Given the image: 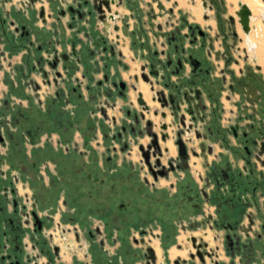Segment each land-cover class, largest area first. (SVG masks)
I'll return each mask as SVG.
<instances>
[{"label": "rangeland", "instance_id": "rangeland-1", "mask_svg": "<svg viewBox=\"0 0 264 264\" xmlns=\"http://www.w3.org/2000/svg\"><path fill=\"white\" fill-rule=\"evenodd\" d=\"M7 1L6 4L13 2L10 9L15 8L11 18L6 16L8 19L25 14L24 3L21 4L19 0ZM69 1L53 0L51 4L49 0H37L36 4H33L34 10L38 12L42 6H45L47 17L45 23L40 17H37L35 22L41 32L38 34L37 43L38 48L40 47L37 72L33 75L41 86L40 94L46 97L44 104L38 108L43 111L48 108L54 123L59 125L39 133L35 140L28 138L26 148L29 158L27 160L20 157L9 162L5 156L0 168L11 172L13 181L22 196L26 198L28 195L31 198L30 204L34 203L33 194L35 193L32 190V178L26 175L20 179V173H35L36 179L33 180V184L40 198L37 209L48 219L47 233L51 234L52 243L60 245L61 253L66 258L96 264V261L90 259V254L99 253L96 244L103 240L102 252L105 254L102 258L105 264H146L145 248L147 246L145 243L135 242L133 234L141 238L138 231L151 227L148 229L146 238L149 241L159 240L160 234H163L164 239L160 242L163 253L175 245L172 242H177L174 237L175 232H178V235L187 236L185 252L187 259H190L191 252H196L191 235L199 227L211 233L193 236L197 238L198 244L202 243L206 246L208 244L207 249H210L212 256H206V264H216L217 261L230 264L231 259L225 249L226 231L216 227L214 222L217 219L215 202H212L215 187L207 186L205 178L210 169L208 170L204 164L211 166L215 161L226 163L228 160L233 169L239 168L244 173L242 177L244 178L252 168L247 164L246 159L251 161L252 165L257 164V173H264L261 162L264 160V155L260 156L261 159L248 155L243 151L242 140L236 138L232 131H228V143L224 147L217 143L213 154H209L207 149L202 154V150L197 149L200 156L191 155V160H198L200 165L199 170L193 175L198 183L196 193L199 194L197 196L196 193H192L195 198L193 202L197 203L198 208L192 209L190 202L186 200L179 204L175 199L173 204L177 211L174 215L176 223L173 224L174 226L167 225L162 231L158 222L159 217L156 216L159 212L154 214L157 210L162 211L169 207L167 204L171 198L170 194L176 197V188L168 186L162 188L158 183L155 185L151 183L145 187L137 144L121 149L119 142L104 137L98 128V123L103 117L104 109L108 125L105 131L111 135L118 129L114 126L113 117H116L120 126V120L126 117L127 108L132 110L136 108L141 111L138 104L133 105V94L138 85L134 79L136 74L133 72L141 74L149 49L164 53L168 48L166 39L170 33L178 29L187 33L188 24H196L208 34L209 40L206 47L212 56L214 55L211 58L218 69L216 76L222 78L225 75L227 78L225 83L227 89L222 95L224 124L229 127L241 121L240 125L249 134H252V127L255 130L257 126L263 131L259 133L258 138L264 140V70L260 71L256 66L259 63L264 66V11L262 15L260 14V10H264V0L259 2L257 0H121L124 11L129 13L125 14L126 16L119 12L115 1L111 2V12L107 13L104 7L105 13L109 16L116 11L123 20L129 15L133 16L130 24L127 25V34L121 30L114 31L113 23L116 22L120 27L122 25V21L117 16L114 22L107 18L101 20L99 16L91 17L89 13L92 10L91 5L84 6L82 0H71L70 3ZM240 1L250 5V8L254 10L250 34L243 31L237 15ZM79 5L83 7L81 19H78L74 12L70 13V8L79 7ZM4 11L9 12H6V8ZM49 14L52 17H49ZM94 14L98 12L94 11ZM106 20L109 21L108 25ZM101 39L115 46L118 51L117 60L120 61L118 66L114 60L108 59L109 53H104ZM185 43L188 45L189 40L187 39ZM141 44H145L144 49L141 48ZM245 49L248 55L247 61L244 59ZM162 56L164 57V54ZM54 60L58 62L56 67L52 66ZM220 69H224L223 74ZM57 72L61 73L60 77L57 76ZM111 73L116 75V78L122 77L128 82L131 88L128 97L124 99L117 94L107 97L102 90L93 89L95 99L90 100V93L86 90L85 84L96 88L97 82L103 79L104 74ZM56 77L57 83L53 81ZM49 79L50 85L46 83ZM140 83L142 85L143 82L140 81ZM232 85H234L233 90ZM140 90L143 91L144 88ZM81 93L87 98L88 107L83 106L80 99ZM14 96L13 100L11 99L13 104ZM150 104L155 105L153 102ZM9 118L10 115L5 119ZM154 120L158 125V117ZM156 129H159V126H156ZM124 139L126 140L125 137ZM47 140L54 146V152L37 155V166L33 170L31 149L34 144L44 145ZM169 143L172 142H165L162 146L170 147ZM2 151L5 152V149L2 148ZM169 154L175 155V148L174 151L170 148ZM163 161L166 163V159ZM193 164L196 165V163ZM132 172L141 174L135 183L131 177ZM56 174L59 178L55 176ZM53 176L56 177L54 182ZM170 178H174V183L178 180L174 174H171ZM189 181L182 184L183 187L189 185ZM41 184L47 187L48 194L41 193ZM202 190L208 193L211 201L205 199ZM133 191H135L136 201L132 196ZM180 196L185 198L183 194ZM245 196L250 204L246 213L256 216V224L251 230V236L255 238V231L260 230L261 224L264 223L260 219L261 212L264 214V191L261 189V192L255 195L248 190ZM41 201L42 205H39ZM134 202L137 205L135 207L137 217L130 220ZM145 205L152 208L151 220L143 215ZM184 209L193 210V217L187 214L181 216V211ZM203 220L207 221L206 226L203 225ZM248 220L245 216L246 224ZM99 225H102V229L104 226L108 227L105 228V233L98 235L95 240L88 238L84 232L88 229L94 230ZM183 225L185 228L182 227ZM75 227L83 234L80 242L76 240L73 233ZM127 227H129L128 232H126ZM65 229H71L70 233H65ZM120 238L125 243L121 244ZM82 244V248L79 247ZM203 247L202 250H205ZM110 256L117 257V260H108ZM195 257L193 262L201 264L199 257ZM160 260L157 259L158 264Z\"/></svg>", "mask_w": 264, "mask_h": 264}, {"label": "flooded vegetation", "instance_id": "flooded-vegetation-1", "mask_svg": "<svg viewBox=\"0 0 264 264\" xmlns=\"http://www.w3.org/2000/svg\"><path fill=\"white\" fill-rule=\"evenodd\" d=\"M4 1L5 0H0V74L2 73V76L0 75V83L3 82L7 86V92L0 96V99H2V101L0 100V165L5 156L9 162L20 157L26 158L27 160L29 158L26 148L28 138H30V140H35L34 138L36 135L39 136V133H44L49 128L59 125L54 123V119L51 117L52 113L49 112L48 108L45 111L38 108V106L44 104L43 101L46 97L40 94L41 86L36 76L33 75L37 72L38 52L40 50L37 43L38 34L41 32L35 22L37 21V17H40L44 23L47 21L46 8L45 6L41 7V9L44 8L45 11L41 16V9L38 12V10L36 11V9L34 10L33 8V4H36L37 0H19L21 4L24 3L26 6L25 14L23 13V16L19 14V16H15L14 19H8V17L11 18L13 16L11 14L15 8H11L8 13H5L4 5H7L6 3L8 1ZM49 1L52 4L53 0ZM82 1L83 5L86 6L87 0ZM115 3H117L118 6L122 5L121 0H115ZM81 9H83L82 5L74 8L72 7L70 8V13L74 12L78 19H81ZM108 12L109 11H107V13ZM107 13L102 15L99 13V15H95L93 13L90 14V16H99L101 20L107 18L113 22L116 19L115 16L120 18L117 11L113 14V19H111ZM49 17L52 16L49 14ZM130 19H133L132 15L131 17H127L126 21L120 18L122 21L121 27L116 22L113 23L114 31L117 32L121 30L124 34H127V25L128 23L130 24ZM187 39L189 40L188 45L185 43ZM166 40L168 48L164 53H160L156 49L148 50L146 56L147 60L145 61L141 74L145 73L149 78V82H146L143 79L142 81L148 85L151 95L150 100L153 101V97L157 96V93H159L161 97L166 100L167 106L162 108L160 102L157 100L153 101L157 102L158 106L150 107L151 110L146 114V119L142 121L140 128L144 131L147 127L146 120H152L155 122L152 118L157 119L158 117L160 122L167 126V129L165 130L167 134L166 142H172L176 154H169L168 149V153H165L161 158L162 164L166 165L169 170L167 175H161L159 169H155L156 171L154 173L150 171L141 152L138 153L142 163L140 169L143 171V184L145 187L149 186L151 183L155 185L160 182V179L162 178L169 179L171 174L178 177L176 184H172L171 186V188H176L177 190L176 197L170 194L171 198L168 197L170 199L167 204L169 207L162 211L157 210L154 214L156 215V213L159 212L156 216L159 217L158 222L161 225L162 231L167 225L170 224V226H174L176 223L174 219L176 216L174 215L177 211L173 204L175 199L179 204L186 200L190 202L192 209L194 208L197 210L198 208L197 203L193 202L195 198L192 196L193 192H197L198 183L193 177V165H191L190 162L191 155L195 157L200 156L197 149H201L202 154L206 149L214 153V147L217 143L220 144L221 147H224L228 143V131H232L236 138L242 140L243 151L250 156L254 155L258 159L262 147V140L258 138V135L263 132L255 126V130L252 127V134H249L246 129L240 125L241 121L230 125L229 127L224 124V119L222 118V95H224L225 89H227L225 86L227 78L225 75L222 78L216 76V71L218 69L211 58L214 55L212 56V53L206 47L209 38L204 29L196 24H188L187 33H184L182 29H178L170 33ZM101 41L104 53H109L110 58L108 59L112 61L114 60V62H116L115 64L118 66L120 61L117 60L118 51L115 46L108 44L104 39H101ZM140 46L144 49L145 44H141ZM162 54H164V57ZM13 56H20V61L15 64L11 63L9 66L12 68V71H9L6 69L5 62ZM244 59L247 61L248 55H246ZM52 63V66L54 67L58 64L56 60ZM220 70L221 74H223L224 69ZM60 74V72H57V76L60 77ZM141 74H136L135 77L133 76L138 83L135 87L136 90L134 95L140 108L141 105L139 103V98L146 102L143 94L138 92L140 86L139 80L142 78L139 77ZM115 76L116 75L112 73L104 74L103 79L97 82L98 84L96 88H92L91 85L85 84L86 90L90 93V100L95 99L93 96V89L98 91L102 90V93L107 97L117 94L126 99L131 90L130 85L122 77L116 78ZM53 81L57 83V77L54 78ZM50 82V79L46 80L47 84ZM231 89H234V85L231 86ZM12 95H15L14 104L11 101V99L13 100ZM80 99L83 106L88 107L87 98H85L82 93L80 94ZM133 105L135 106L136 104L133 102ZM155 109L159 110L158 115L153 114ZM130 110L132 109L129 108L125 111L126 117H123L120 120V126L118 125L116 117H113L114 126L118 127V129L111 135L105 131L108 128V125L106 124L105 118L107 117V114L104 109L102 110L103 117L98 123V128L102 131L104 137H106V139L111 138V141L114 140L119 142L121 144L120 147L123 150L134 144H137L138 148L139 144L147 146L151 141V137L146 131L141 136L135 137L132 134L131 131L136 125L134 124L133 116L128 115ZM161 112H165L166 117L163 118L160 114ZM148 114H153V116L151 115L152 117H148ZM9 115L10 118L8 120L5 119L6 116ZM1 118L4 119L2 120ZM144 121L145 124H143ZM171 123L172 125L170 126ZM156 130V128L153 129L154 132ZM136 138H138V141H136ZM159 143L162 146L165 142L159 139ZM179 146L183 149L181 154H179L178 151ZM2 148L5 149V152L2 151ZM162 148L165 147L162 146ZM54 149V146L49 140H47L44 145L34 144V147L31 149L32 155L30 156L32 159L31 167H33V170L37 166V155H44L52 151L54 152ZM193 151L197 152L198 155H194ZM182 156L186 159L183 160L181 158ZM170 158H172L173 165L175 166L174 171L170 169ZM164 159H166V163H164ZM151 160L154 161L155 158L152 156ZM246 162L252 168L250 169L249 174H245V177L243 178L247 183V187L244 186V191L235 198L230 195L222 199L221 202H215L217 219L214 222L219 225L218 227L220 229L225 230L226 234L236 233V230L227 227L229 223L235 227L234 220H236L233 212L231 214L228 210L236 205L240 206V210H242L244 205L248 203L245 196L247 195L248 190H251L255 195L256 193L261 192V189L264 191V173H257L256 163L252 165L251 161L248 159H246ZM194 163L197 164V162ZM185 165H188V167L184 169L183 166ZM12 166L14 165L12 164ZM205 166L208 170L210 169L206 178L209 177L213 181L212 186L218 187L217 184H220L221 187L227 188V191L231 188L233 190L236 189V186H234L236 180L244 176V173L239 168L235 167L237 169H233L228 160L226 163L215 161L211 166L206 164ZM262 166H264V163H262ZM59 171L58 168V174ZM181 173H183V175H181ZM58 174L55 175L57 178H59ZM26 175L32 178V190L35 192L33 194L34 203L32 202L31 204V198L28 195L24 198L22 193L18 190L16 183L13 181L11 172L4 171L0 168V264H88L87 262L78 261L77 259L74 260L64 257L61 253L60 245L52 243L50 238L52 236L47 233L48 219L41 215L40 211L37 209L40 198L37 196V189H35L33 184V180L36 179L35 173L30 172V174H28L26 172H21L20 179ZM140 175V173L132 172L131 177L133 178L134 183L139 179ZM55 176L52 177L53 182L56 178ZM187 181H189L190 184L184 185L183 187L182 184H185ZM182 188L185 190L182 191ZM40 190L42 194H45L48 191L47 187L43 184L40 185ZM133 192L132 196L135 198V191ZM182 194L185 198L180 196ZM145 199L147 198L145 197ZM134 201H136V198ZM39 205H42V201ZM133 205V208H130V220H134L135 217H137L135 209L137 206L136 202H134ZM249 206L246 207L245 211H247ZM144 208V217L151 220L153 216V214L151 216V206L149 207V205H145ZM189 210L191 209L182 210L181 216L187 214L193 217V210ZM179 215L180 212L178 211V216ZM248 215L252 214L244 212L241 221L243 225L248 226L250 224L249 220L248 224L245 222V216L248 217ZM252 217H254L253 228L256 224V216L252 215ZM260 219L264 222V214L262 212ZM105 228L107 229L108 227L104 226L102 229V225H99L96 226L94 230L88 229L84 233L88 238L95 240L98 235L105 233ZM148 229L138 231L141 238H138L137 236L135 237L133 234L135 242L146 244L145 238L149 231ZM128 230L129 227L126 228V232H128ZM70 231L71 229L64 230L65 233H70ZM73 233L76 240L80 242L83 234L80 233L77 227L74 228ZM120 233L122 234V232ZM177 233L178 232H175L174 236L178 235ZM255 236L256 237L253 238L254 241L252 247H248L250 249L248 253H238L236 251L237 245L235 244V240L233 246H229V251H227L225 239V249L231 259L230 264H264V223L261 224L260 230L255 231ZM161 238H163V234L160 239ZM103 243V240H101L99 244H96L99 252L98 254H90V259L96 261V264H105L104 259L102 258L105 254L102 252ZM122 243L125 242L122 240L121 244ZM82 246L83 244L79 247L82 248ZM146 246L148 248L147 244ZM147 248H145L146 258ZM232 251H235L234 255L232 254ZM116 258L117 257L115 256H110L109 259H107L114 261L117 260ZM223 259L224 258H222V260ZM237 260H239V262H237ZM219 263L227 264L225 262ZM178 264L195 263L191 258H186L182 261L179 260Z\"/></svg>", "mask_w": 264, "mask_h": 264}, {"label": "water", "instance_id": "water-1", "mask_svg": "<svg viewBox=\"0 0 264 264\" xmlns=\"http://www.w3.org/2000/svg\"><path fill=\"white\" fill-rule=\"evenodd\" d=\"M115 0H91L88 1L87 0V5H91L92 6V10L89 11L90 14H93L94 11H97L99 14H105V8L107 9V11L111 12V6H110V2H114ZM239 10L237 11V15L239 17V21L242 25V29L246 34H250L251 31V17H252V11L249 8L248 4L243 3L242 1L239 2ZM105 7V8H104ZM94 10V11H93ZM45 13L44 8L41 9L40 15L42 16ZM207 16V14H206ZM111 17V19H113V15L109 16ZM4 28V27H3ZM251 47V45H249ZM245 52H247L245 50ZM45 76L46 73H45ZM141 77L144 81L149 82V78L148 76L143 73L141 74ZM157 100L158 102H160L161 107L164 108L165 106H167V102L166 100H164L161 95L159 93H157V96L153 97V101ZM139 103L141 105V111H138L137 109L134 110H130L128 115L133 116V120H134V124L136 125V127L132 129V134L136 137V136H141L144 134V132L146 131L147 134L151 137V141L147 146H144L143 144H139V151L141 152V155L143 156L145 163L148 165L150 171H152L153 173L156 171L155 169H159L161 175H167L169 170L167 168L166 165L162 164L161 158L164 156L165 153H168V148H162V146L159 143V139H161L162 141L166 142L167 138H166V132L165 130L167 129V126L165 124H162L161 122L158 124L159 129H157L155 132L153 131V129L156 128V123L152 120H146V128L145 130H141V125H142V121L145 120L146 118V114L150 112L151 108L150 106H148L146 104L145 101H143L142 99L139 98ZM129 108H127L126 110H128ZM131 112V113H130ZM154 115H158L159 114V110L155 109L153 111ZM161 116L164 118L166 117L165 112H161L160 113ZM175 122V121H174ZM126 123V122H124ZM133 125V124H132ZM172 125V123L170 124V126ZM137 128V129H136ZM140 128V129H139ZM136 141H138V138H136ZM138 143V142H137ZM183 149L181 148V146H179L178 151L179 154H181V151ZM194 155H198L197 152L193 151ZM264 155V140H262V147H261V151L259 152L258 155V159H261L260 156ZM152 156L155 158L154 161L151 160ZM183 160H185L186 158H184L183 156L181 157ZM262 163H264V160L261 161ZM170 169L171 170H175V166L173 165L172 162V158H170ZM181 167V166H179ZM184 169L188 167V165L183 166ZM245 179L238 178L235 182L236 189H230L227 191V188H223L220 186V184H217L218 187H215V190H213V200L212 202H221L222 199L228 197V196H232V197H237L239 194H241L244 191V186H246V182L244 181ZM207 186L210 187L213 183V181L208 177L205 179ZM198 190V189H197ZM204 197L207 201L210 200L208 193H206L205 191H203ZM234 193V194H233ZM199 193H197L198 196ZM211 201V200H210ZM250 204L247 203L244 205L243 209L240 210V206L236 205L235 207H232L230 210V213L234 214V216L236 217V220H234V224L235 227H233L230 223L227 225V227H229L232 230H236V233L231 234V233H227L225 236L226 239V246H227V251H229V246H233L234 244V240H235V244L237 245L236 251L238 253H248L249 252V248L248 247H252L253 245V237H251L250 231L252 230V225L254 224V217H252V215H248L250 224L248 226L243 225L242 224V219H243V214L244 212H246V207H248ZM242 208V207H241ZM234 209V211H233ZM227 213V212H226ZM208 220V219H207ZM206 220H203V225L206 226ZM216 227H218V224H215ZM241 231V232H240ZM244 233V234H243ZM260 239V238H258ZM191 241L193 243V246L196 249V252L193 253L191 252L190 254V258L192 259V261L194 259H196L195 256H198L201 264H206V256L210 257L212 256V253L210 252V249L208 250V244L206 246V244H198L197 239L195 237L191 238ZM231 242V243H229ZM204 246V247H203ZM202 247L205 248V250H202ZM243 248V250H242ZM232 254H235V251H232ZM147 264H158L157 263V258H156V253L154 251L153 248L148 247L147 248ZM186 263V262H184ZM216 264H220L218 261L216 262Z\"/></svg>", "mask_w": 264, "mask_h": 264}, {"label": "crops", "instance_id": "crops-1", "mask_svg": "<svg viewBox=\"0 0 264 264\" xmlns=\"http://www.w3.org/2000/svg\"><path fill=\"white\" fill-rule=\"evenodd\" d=\"M15 1H18V0H15ZM14 1V2H15ZM71 2V0L69 1V3ZM11 4L12 3H8L7 5H6V12H8L9 10H10V6H11ZM119 7V12L121 11V14L122 15H125V14H129L128 12H126V11H124V7L121 5V6H118ZM264 10L263 9H261L260 10V14L262 15ZM264 15V14H263ZM126 16V15H125ZM130 16V15H129ZM131 22V21H130ZM246 50V49H245ZM245 53V52H244ZM246 55H247V53H246ZM20 61V56H13L12 58H9L6 62H5V65H6V69L7 70H9V71H12V68L9 66L11 63L12 64H15V63H17V62H19ZM260 64V63H259ZM259 64H257L256 66H257V68L261 71V70H264V66L262 65V64H260L262 67H260V65ZM133 74H137V72H133ZM1 76H2V73L0 74ZM138 75H140V73H138ZM140 81L141 82H143L142 81V79L140 78ZM144 83V82H143ZM147 85V84H146ZM147 87H148V85H147ZM140 89H142V85H141V83H140V86H139V89H138V92H140V93H142L143 94V97H144V99L146 100V102H147V105L148 106H150V107H153L151 104H150V102H153V101H150V92H149V88H147L148 89V95H149V97H147V95H146V93H143V91H141ZM7 92V86L2 82V83H0V94H4V93H6ZM1 96V95H0ZM133 102L135 103V104H137V102H136V98H135V95L133 94ZM155 105H158V103L157 102H153ZM154 105V106H155ZM147 116H150V117H152L151 116V114H148ZM153 120H154V118H152ZM167 121V120H166ZM156 123V122H155ZM159 123H160V120H159ZM157 125V124H156ZM158 126V125H157ZM168 149H169V147H168ZM170 151V150H169ZM208 153L209 154H213V152H210L209 150H208ZM135 159H137V158H135ZM195 159H197V158H195ZM194 162H197V164L196 165H194L193 163ZM191 165H193V172H194V174L196 173V171H198L199 170V168H200V165L198 164V160H191ZM205 165V164H204ZM181 175H183V173H181ZM174 178H169V179H166V178H162V179H160V182H158V184H159V186L160 187H166V186H168V187H170L171 188V186H172V184H176V183H174ZM182 227H184L185 228V226L183 225ZM207 232V234H208V232L209 231H206V230H202L201 228H199L198 227V229H197V231H195L194 233H192V235H191V238L194 236V235H198V234H203V233H206ZM210 233V232H209ZM211 234V233H210ZM162 235V234H161ZM161 235H160V237H161ZM177 236V237H176ZM176 236H174L175 238H176V241L177 242H172V244H174L175 243V245H173L172 247H170L165 253H163V249H162V254L163 255H161V260L159 261V264H178V261L180 260V261H182V260H184V259H186L187 258V256L185 255H182L181 253L182 252H184L185 251V247H186V244H187V240H186V237L187 236H185V235H176ZM196 238V237H195ZM161 239H163V238H161ZM161 239L159 238V245H160V242H161ZM174 239V238H173ZM172 239V240H173ZM197 239V238H196ZM149 240V239H148ZM171 240V241H172ZM179 248V249H178ZM161 249V248H160ZM188 254V253H187Z\"/></svg>", "mask_w": 264, "mask_h": 264}, {"label": "bare ground", "instance_id": "bare-ground-1", "mask_svg": "<svg viewBox=\"0 0 264 264\" xmlns=\"http://www.w3.org/2000/svg\"><path fill=\"white\" fill-rule=\"evenodd\" d=\"M180 1V0H179ZM258 2H259V0H257ZM111 3V2H110ZM109 3V4H110ZM111 5V4H110ZM249 8H250V5H249ZM251 9V8H250ZM251 11H252V13H253V11L254 10H252L251 9ZM125 21H126V18L124 19ZM251 21V20H250ZM108 20H106V24L108 25ZM251 24V23H250ZM126 25V24H125ZM125 28H126V26H125ZM126 30V29H125ZM127 31V30H126ZM142 87L144 88V90H143V93H146V95H147V97H149V95H148V87H147V85L145 84V83H142ZM169 144H171V145H169L170 147H169V150H170V148H171V150L172 151H174V145L172 144V143H169ZM21 185V184H20ZM19 185V186H20ZM23 186V185H22ZM21 190V189H20ZM145 241H146V244L148 245V247H151V248H153L154 249V251H155V253H156V256H157V259H161V255H163L162 254V252H161V249H160V245H159V241L158 240H148L147 238H145ZM179 249V248H178ZM182 255H186V252L184 251V252H182L181 253Z\"/></svg>", "mask_w": 264, "mask_h": 264}, {"label": "built area", "instance_id": "built-area-1", "mask_svg": "<svg viewBox=\"0 0 264 264\" xmlns=\"http://www.w3.org/2000/svg\"><path fill=\"white\" fill-rule=\"evenodd\" d=\"M169 1V0H168Z\"/></svg>", "mask_w": 264, "mask_h": 264}]
</instances>
